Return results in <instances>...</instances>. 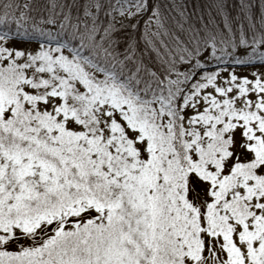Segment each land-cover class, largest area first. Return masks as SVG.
Masks as SVG:
<instances>
[{"label":"snow or ice","instance_id":"6c2138e0","mask_svg":"<svg viewBox=\"0 0 264 264\" xmlns=\"http://www.w3.org/2000/svg\"><path fill=\"white\" fill-rule=\"evenodd\" d=\"M259 2L0 0V264H264Z\"/></svg>","mask_w":264,"mask_h":264},{"label":"trees","instance_id":"16d2710c","mask_svg":"<svg viewBox=\"0 0 264 264\" xmlns=\"http://www.w3.org/2000/svg\"><path fill=\"white\" fill-rule=\"evenodd\" d=\"M21 2L30 3L38 12L44 10L48 4V0H21ZM159 2L164 27L169 32L168 36L161 34L160 38L169 43L173 36L183 38L190 26L199 27L201 23H207L210 18H214L217 22L220 21V15L215 6L217 0H159ZM253 3L256 5L254 11L259 14V0H253ZM228 4L234 5L235 0H228ZM229 11L232 15L236 14L234 7H230ZM161 32L163 33V30ZM147 33L148 30L146 31L141 26V29L134 34V39L140 41L141 48L145 47L146 40L156 42V37L149 36Z\"/></svg>","mask_w":264,"mask_h":264},{"label":"rangeland","instance_id":"374dc122","mask_svg":"<svg viewBox=\"0 0 264 264\" xmlns=\"http://www.w3.org/2000/svg\"><path fill=\"white\" fill-rule=\"evenodd\" d=\"M155 30H156L155 25H152L151 31H155ZM151 31H148V33H147L149 36L151 35Z\"/></svg>","mask_w":264,"mask_h":264}]
</instances>
